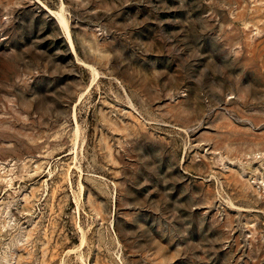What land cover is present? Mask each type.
I'll use <instances>...</instances> for the list:
<instances>
[{"label":"rangeland","instance_id":"374dc122","mask_svg":"<svg viewBox=\"0 0 264 264\" xmlns=\"http://www.w3.org/2000/svg\"><path fill=\"white\" fill-rule=\"evenodd\" d=\"M0 264H264V0H0Z\"/></svg>","mask_w":264,"mask_h":264}]
</instances>
